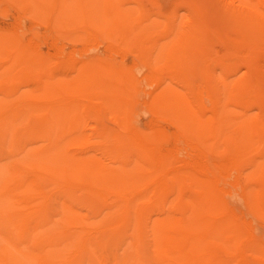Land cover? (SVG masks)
<instances>
[{"label": "bare ground", "instance_id": "1", "mask_svg": "<svg viewBox=\"0 0 264 264\" xmlns=\"http://www.w3.org/2000/svg\"><path fill=\"white\" fill-rule=\"evenodd\" d=\"M0 15V264H264V0Z\"/></svg>", "mask_w": 264, "mask_h": 264}, {"label": "rangeland", "instance_id": "2", "mask_svg": "<svg viewBox=\"0 0 264 264\" xmlns=\"http://www.w3.org/2000/svg\"><path fill=\"white\" fill-rule=\"evenodd\" d=\"M0 16H1V15H0ZM1 17H2V16H1ZM1 17H0V24H3V25H0V26L5 27V28H7V29H9L11 26H12V27H11L12 29H15V27L20 28L21 25H28V24H29L28 21H23V22H22V21H20V20H18V19L8 18V17H7V18L9 19V20H8L6 17L3 16V17L5 18V20H4V19H2L3 17H2V18H1ZM13 19H14L16 22H14ZM4 21H5V22H4ZM2 22H4V23H2ZM7 22H9V23H7ZM17 22H19V23H17ZM21 22H22V23H21ZM25 22H26V24H25ZM15 24H16V25H15ZM17 24H18V25H17ZM14 25H15V26H14ZM13 27H14V28H13ZM236 206H237V208H239V209H241L242 211H244V208L241 207L240 204H239V205L237 204ZM253 220H254V219H253ZM253 223H254V226H255L256 229H257V230L255 229V233L258 232V233H256V234H257L256 236L259 237V235H261L262 237H264V235H263V234H264V230H263V229H264V226H263V225H262V226H259L261 222H260L259 220L255 219ZM256 224H257V225L259 224V225H258L259 227H257ZM261 227H262V228H261ZM259 233H260V234H259ZM261 233H262V234H261ZM258 234H259V235H258Z\"/></svg>", "mask_w": 264, "mask_h": 264}]
</instances>
